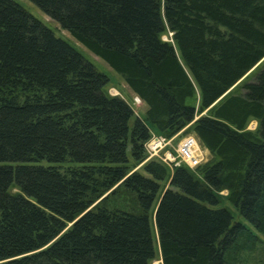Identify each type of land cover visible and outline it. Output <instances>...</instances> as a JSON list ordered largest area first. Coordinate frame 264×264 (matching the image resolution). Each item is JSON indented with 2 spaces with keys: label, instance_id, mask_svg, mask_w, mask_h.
Masks as SVG:
<instances>
[{
  "label": "trees",
  "instance_id": "obj_1",
  "mask_svg": "<svg viewBox=\"0 0 264 264\" xmlns=\"http://www.w3.org/2000/svg\"><path fill=\"white\" fill-rule=\"evenodd\" d=\"M30 1L147 108L137 116L74 44L0 0V264H150L155 248L161 264H246L264 252V0ZM181 130L211 159H147L152 134Z\"/></svg>",
  "mask_w": 264,
  "mask_h": 264
},
{
  "label": "rangeland",
  "instance_id": "obj_2",
  "mask_svg": "<svg viewBox=\"0 0 264 264\" xmlns=\"http://www.w3.org/2000/svg\"><path fill=\"white\" fill-rule=\"evenodd\" d=\"M15 1L18 2L24 9H26L34 17H36L37 19H39L40 21H42L48 28H50L53 31V33L56 36L61 37V38H64V39H67L72 44H74L79 49V51H81L82 54L90 62H92L96 66L97 70H99L100 72H103V73L107 74L109 76V82L105 86V90H106V92L108 94H110L112 96L122 97L123 99H125L131 105L132 109L134 110V113L137 116H139L141 118H143L145 116V111L143 110V108H140L139 103L137 104V103H135L133 101V98L135 96H132V95H129L128 94V93H130L129 92V89L127 88V86H126L125 82L123 81V79H122V77H121L120 74H118L117 72H115L114 70H112L108 66V64L106 62H104L103 60H101L100 58H98L97 56H95L94 54H92L85 47H83L80 43H78L66 30L62 29L60 27V25L55 20H53L50 17H48L44 12H42L30 0H15ZM171 34L172 33H170V32L164 33L162 35V38L164 40H169ZM263 62H264V58L261 61H259V63L257 65H255V67L258 66V65H260V64H262ZM253 69H252L251 72L249 71L241 80H239L235 84V86L237 85V89L240 86L239 84H240V82H242V80L244 81V80L249 79L251 77L250 75L254 72ZM233 87L230 90H232ZM111 93H113V94H111ZM137 102H138V100H137ZM195 103H196V105L198 103V94H197V99H196ZM205 112L206 111H204L203 114ZM246 128L249 129V130H256V128H257V122H256V120H250L248 122ZM182 134H184V132H182ZM188 134H194V133L189 132ZM185 135H187V134H185ZM185 135H182V136L180 135L179 136L180 137L179 140L183 136H185ZM171 138H169L170 145L168 146V148H171L172 146L174 147L179 142V140L178 141H175L176 139H174V141L171 142ZM198 142H199V149L201 150L202 153H205L204 154L205 156H203V157H206V161L209 160V159H211V155L206 154L207 152H204L205 151L204 147L200 144V141H198ZM147 159H150V158H147ZM206 161H204V162H206ZM41 164L46 165L47 162L46 161H42ZM10 191L11 192H18V189L15 188V187H13V188L10 189ZM110 191L106 192L100 199H102L104 196L108 195V193H110ZM221 194L222 195H225L226 194V191H222ZM122 201H124V203H121ZM108 204L110 206H113V205H118V206L125 205L128 208H130V204H132V203H131L129 197H127V196H118V198H116V196H115V197L109 199V203ZM229 207L231 208V210H232V212H233L236 220H240V221L246 222L242 218V216H240L238 214L237 210L233 206L229 205ZM260 239H261V245L264 246V236H260ZM155 249H156L155 250L156 251V256H155V258L153 260L150 261V264H161L159 251L157 250V248H155ZM247 258H248V260H247V263L246 264H264V252H262L260 246H258V248L256 249V251L254 253L250 254Z\"/></svg>",
  "mask_w": 264,
  "mask_h": 264
},
{
  "label": "built area",
  "instance_id": "obj_3",
  "mask_svg": "<svg viewBox=\"0 0 264 264\" xmlns=\"http://www.w3.org/2000/svg\"><path fill=\"white\" fill-rule=\"evenodd\" d=\"M133 101L137 104L140 103V99L137 96L133 98ZM169 145V139L152 134L144 144L147 158H156L170 167L184 163L191 169L206 161V157H203L205 155L199 149L198 138L194 134L183 136L174 147L168 148Z\"/></svg>",
  "mask_w": 264,
  "mask_h": 264
},
{
  "label": "crops",
  "instance_id": "obj_4",
  "mask_svg": "<svg viewBox=\"0 0 264 264\" xmlns=\"http://www.w3.org/2000/svg\"><path fill=\"white\" fill-rule=\"evenodd\" d=\"M126 86H127V85H126ZM127 88L129 89V92H130V93H128L129 95L136 96V95L133 93V91H132L128 86H127ZM139 106H140V108H143L144 111H146L147 106H146V104H145L143 101L140 100ZM180 135H181V136L184 135V134H182V130L179 131L177 134H175V135L171 138V142L174 141V139H176L175 141H178L179 138H180V137H179ZM198 141H199V140H198ZM204 149H205L204 152H207L206 154H209V155H210L208 149H206L205 147H204ZM203 154H205V153H203Z\"/></svg>",
  "mask_w": 264,
  "mask_h": 264
},
{
  "label": "bare ground",
  "instance_id": "obj_5",
  "mask_svg": "<svg viewBox=\"0 0 264 264\" xmlns=\"http://www.w3.org/2000/svg\"><path fill=\"white\" fill-rule=\"evenodd\" d=\"M136 102H137V100H136Z\"/></svg>",
  "mask_w": 264,
  "mask_h": 264
}]
</instances>
